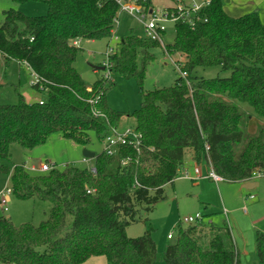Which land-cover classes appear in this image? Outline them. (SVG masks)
<instances>
[{
	"label": "trees",
	"instance_id": "obj_1",
	"mask_svg": "<svg viewBox=\"0 0 264 264\" xmlns=\"http://www.w3.org/2000/svg\"><path fill=\"white\" fill-rule=\"evenodd\" d=\"M37 1L47 4L46 14L9 9L0 22L6 67L26 63L38 76L33 88L47 93L42 103L29 102L22 94L17 103H0V170L11 178L16 197L50 201L51 208L39 225H15L0 217V264H83L96 256L106 257L109 264H155L152 228L137 237L128 236L126 229L142 211H152L167 198L165 187L185 168L188 149L193 160L208 164L224 180L244 183L254 172L264 176V127L248 131L253 114L264 118V23L258 12L234 17L225 10V0H213L202 11L206 22L195 27L176 22L175 39L164 47L133 31L121 38L112 58L114 69L124 76L142 82L158 47L174 55L186 73H179L171 86L141 89L142 104L129 113L109 105L113 82L103 78L88 84L74 66L84 50L74 44L77 38L112 37L118 3ZM139 3L146 9L153 6V0ZM209 67L226 75L206 78L196 72ZM126 115L135 118L132 127L142 133L139 149L121 146L113 155L103 150L96 153L92 168L71 164L36 175L23 164H5L13 144L33 149L55 134L83 146L92 142V135L103 142ZM255 239L259 264H264V230L258 229ZM164 261L242 263L226 221L179 224Z\"/></svg>",
	"mask_w": 264,
	"mask_h": 264
},
{
	"label": "rangeland",
	"instance_id": "obj_2",
	"mask_svg": "<svg viewBox=\"0 0 264 264\" xmlns=\"http://www.w3.org/2000/svg\"><path fill=\"white\" fill-rule=\"evenodd\" d=\"M232 3L233 1L230 0L229 4ZM174 4V0H153V7L160 9L173 6ZM246 4L247 6H253L252 10H249L250 13L258 12V8L260 10L264 9L263 5L257 4L256 0H245V4L243 5ZM9 9L21 10L31 16L44 15L48 10L47 4L42 1L0 0V22L4 20V11ZM118 15L119 24H117L111 38L95 40L93 41L94 43L82 40L81 48L84 50L78 54L74 66L88 84L93 85L104 78L106 70H95V68H104L103 64L106 60L108 49L110 47H117V43L121 38L130 35L132 31L138 37H147L142 23L137 18L124 11H120ZM262 18L264 19V15ZM175 36V22L170 21L166 24V32L163 36L164 45L172 43ZM154 53L156 54V58L148 65L142 82L137 77H126L116 70L111 72L114 86L107 93V101L114 110L130 113L139 109L142 104L141 89L143 91H150L164 86H171L175 83L177 77L180 76L179 69L171 61H175L174 55H170L166 49L160 47L155 48ZM1 60L0 64L3 66V61ZM196 72L206 78L226 75L220 72L219 67L198 68ZM0 79L3 82L1 84H4L0 87V103H17L20 94L29 102L43 101L47 98L45 91H38L33 88L32 85L36 79L25 64L12 62L7 69L2 68L0 70ZM240 107L244 110L252 111L245 103H240ZM249 121L248 131L252 134L258 132L261 126L264 127V118L258 115L253 114ZM134 125L135 118L126 115L122 119L120 129ZM85 150L100 153L103 151V142H100L92 135V142L83 146L62 137L60 134H55L48 142L33 149H25L18 144H13L11 146V158L5 164L11 168L15 165L24 164L33 175L43 172L39 169L32 170L30 167H37L47 162L53 164L57 169H64L67 165L71 164L80 168H92L95 160L94 158L85 157ZM191 151L192 149L186 151V158L189 157ZM187 170L190 173L189 169ZM207 170L208 167L205 169L204 174L206 181L204 179L202 181L201 178L192 180L194 179L192 175V179L185 178L180 172L174 180V184H168L165 187L167 198L157 203L152 211L148 213L142 211L139 220L128 225L126 232L130 237L140 236L149 227L152 228V237L157 244L158 250L155 264H165V250L168 245L175 242L179 224L183 226L190 225L186 222V218L194 217L197 213L201 214L204 222L213 221L221 225L226 221L231 228L234 239H240L241 237L242 240H245V237L242 235L243 230L239 227L237 221L231 224L230 218L228 220L222 208L223 199L225 201L229 197L233 199L238 194L239 183L227 180L216 183L212 179H208L209 171ZM257 180L263 182L262 188L264 189V176H259ZM196 182H198V185ZM7 188L12 189V180L0 170V217L9 218L15 225L27 222L39 225L47 218L51 208L50 201L20 199L13 193L10 195L11 199L7 203L8 210L6 211L5 207L1 204V192ZM245 190L247 189H244V192ZM263 196L264 192L258 196L256 201L263 200ZM247 206H250V204L247 203ZM252 214L244 217L241 213V216L244 218L243 220L251 227L252 221L255 222ZM258 224V229H264V219L260 220ZM245 229L247 228L245 227ZM169 234H172L173 238H169ZM247 244L253 249L254 244L256 245V239L254 238ZM239 252L243 255V250L242 252L239 250ZM243 260V264H259L256 249L253 253L250 248L248 255Z\"/></svg>",
	"mask_w": 264,
	"mask_h": 264
},
{
	"label": "built area",
	"instance_id": "obj_3",
	"mask_svg": "<svg viewBox=\"0 0 264 264\" xmlns=\"http://www.w3.org/2000/svg\"><path fill=\"white\" fill-rule=\"evenodd\" d=\"M119 5V12L124 11L127 14L137 18L139 20L147 34V37L151 38L152 40H156L162 44L164 47L163 36L166 32V24L170 21L178 22L183 21L190 24V26L195 27V25L200 22L201 20L207 21L202 15V11L205 7H208L213 0H175V4L170 7H166L164 9L150 7L145 8L140 3L139 0H115ZM118 12V14H119ZM119 24V15L116 18V26ZM114 32V31H113ZM113 36V35H112ZM117 38V37H116ZM118 39V38H117ZM82 43L81 39L77 38L74 41L76 46H80ZM166 49V48H164ZM117 47L112 48L110 47L106 53V60L104 61V70H106V74L104 78L113 82L112 79V71L115 70V62L112 56L116 53ZM168 53V51H167ZM169 55V54H168ZM176 67L179 69L180 74L186 76V73L181 70V64L176 63L175 61L171 60ZM26 66L27 64L24 63ZM28 67V66H27ZM29 68V67H28ZM30 69V68H29ZM35 77V83L38 82V76L33 73ZM43 90V88L41 87ZM42 103V101H41ZM142 133L136 130L132 126H127L123 129H113L112 133L109 134L103 141V150L109 154L113 155L116 154L121 146H132L136 149H139L141 144ZM25 168H27L25 166ZM55 166L51 163H43L39 168L32 166V170L39 169L42 172H47L54 169ZM210 170L208 173V177L215 182L223 181V177L217 174L214 169L209 166ZM28 169V168H27ZM196 177L194 179H199L203 177V174L199 167H195L194 170ZM181 173L185 178H190L191 174L188 172L187 168H184ZM261 176L260 173L254 172L252 175L251 180L258 178ZM12 193L11 188H7L1 192V204L5 207L7 211V203L10 200L9 196ZM253 197V196H252ZM223 212L228 214L226 209ZM202 216L200 213H197L194 217L186 218V222L189 224H194L198 221H203ZM169 238H173L172 234L168 235Z\"/></svg>",
	"mask_w": 264,
	"mask_h": 264
},
{
	"label": "crops",
	"instance_id": "obj_4",
	"mask_svg": "<svg viewBox=\"0 0 264 264\" xmlns=\"http://www.w3.org/2000/svg\"><path fill=\"white\" fill-rule=\"evenodd\" d=\"M229 1L230 0H226L227 3L225 2L226 6H224V7H225V10L227 11V13L231 16H234V17H239V16L245 15L247 13H250L249 10H252V8H253V6H247V4L243 5V4H245V0H232L233 1L232 4H229ZM251 2L253 3V1H251ZM256 2H257V4H262L264 7V4H263L264 0H256ZM227 4H229V6H227ZM258 9H259L258 13L260 15V18L262 21H264V19L262 18L264 15V9H261V10H260V8H258ZM87 41H91L88 43H94L93 41H95V40H87ZM0 59H2L1 61H3V66L0 64V70H2V68L7 69L8 67H6L5 61L1 55H0ZM99 69L104 70L103 67H101V68L96 67L95 68V70H99ZM1 81H2V79H0V83H3ZM185 160H186L185 168L189 169L191 175L194 176V178H195L196 177V174L194 172L195 167H199L202 174H203V177H201V180L206 181L204 174H205V169H207V167H208L207 171L210 170L209 165L204 163V162H197V161L193 160V151L190 152L188 158L185 157ZM203 164H205V165H203ZM41 165H39L37 167L35 166V167L39 168ZM24 166H26V165H24ZM203 169H204V171H203ZM208 179H210V178H208ZM192 180H198V179H192ZM223 181H225V180H223ZM220 182H222V181H220ZM247 182H258V185H255V184L250 185L251 188L247 189L244 187V184ZM247 182L239 183L240 187L238 188V194L235 195V197L233 199H231L230 197H229V199H226V201H225V199H223V204H222L223 210L226 209L228 211L227 218H228V220L230 218V220H229V221H231L230 223L232 224V223H235L237 221L239 227L242 228V230H243L242 235L245 237V240H242L241 237H240V239L236 238V240H235L237 243V246H238V251L240 250L242 252V250H243V255H241L239 252L240 259L242 262L241 264L244 263L243 259L245 256L248 255V250L250 248H251L252 252L254 253V251L256 249V245L254 244L253 249H252V247L249 246L247 243H250L251 240H253L255 238L256 231L258 230L257 225H259L258 222L260 220L264 219V196H263V200L256 201L258 196L264 192V189L262 188L263 182H260L259 180H257V178H255L251 181H247ZM196 183L198 185V182H196ZM216 183H218V182H216ZM244 189H247V190H245V192H244ZM9 198L11 199V196H9ZM247 203H249L250 206H247ZM241 213L244 217H246V215H250L252 213H255V214H252L253 217L255 218V222L252 221V227L248 226L249 224L243 220L244 218L241 216ZM245 227L247 229H245ZM260 230H264V229L260 228ZM246 236H248V237H246ZM256 251H257V249H256ZM83 264H108V261H107L106 257H104V256H96V257L90 258L88 261H86Z\"/></svg>",
	"mask_w": 264,
	"mask_h": 264
},
{
	"label": "water",
	"instance_id": "obj_5",
	"mask_svg": "<svg viewBox=\"0 0 264 264\" xmlns=\"http://www.w3.org/2000/svg\"><path fill=\"white\" fill-rule=\"evenodd\" d=\"M84 156L88 157V158H94L96 156V153L92 152V151H89V150H85L84 151ZM253 184L258 185V182H247V183L244 184V187L249 189V188H251L250 185H253Z\"/></svg>",
	"mask_w": 264,
	"mask_h": 264
}]
</instances>
